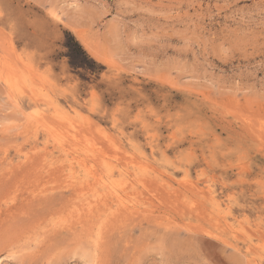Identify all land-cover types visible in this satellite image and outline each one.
<instances>
[{
  "label": "rangeland",
  "instance_id": "rangeland-1",
  "mask_svg": "<svg viewBox=\"0 0 264 264\" xmlns=\"http://www.w3.org/2000/svg\"><path fill=\"white\" fill-rule=\"evenodd\" d=\"M0 75V264H264V0H0Z\"/></svg>",
  "mask_w": 264,
  "mask_h": 264
},
{
  "label": "bare ground",
  "instance_id": "bare-ground-1",
  "mask_svg": "<svg viewBox=\"0 0 264 264\" xmlns=\"http://www.w3.org/2000/svg\"><path fill=\"white\" fill-rule=\"evenodd\" d=\"M1 76V75H0ZM39 121V120H38ZM89 184V183H88ZM117 198L119 199V196H117ZM89 207V206H88Z\"/></svg>",
  "mask_w": 264,
  "mask_h": 264
}]
</instances>
